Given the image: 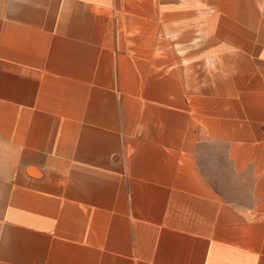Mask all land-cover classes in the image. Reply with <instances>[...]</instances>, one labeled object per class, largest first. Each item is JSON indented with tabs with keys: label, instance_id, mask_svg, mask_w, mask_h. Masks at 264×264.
Masks as SVG:
<instances>
[{
	"label": "crops",
	"instance_id": "obj_1",
	"mask_svg": "<svg viewBox=\"0 0 264 264\" xmlns=\"http://www.w3.org/2000/svg\"><path fill=\"white\" fill-rule=\"evenodd\" d=\"M263 5L0 0V264H264Z\"/></svg>",
	"mask_w": 264,
	"mask_h": 264
},
{
	"label": "rangeland",
	"instance_id": "obj_2",
	"mask_svg": "<svg viewBox=\"0 0 264 264\" xmlns=\"http://www.w3.org/2000/svg\"><path fill=\"white\" fill-rule=\"evenodd\" d=\"M197 159L203 174L223 198L240 208L249 204V179L248 177L238 179L230 173L221 145H203Z\"/></svg>",
	"mask_w": 264,
	"mask_h": 264
}]
</instances>
